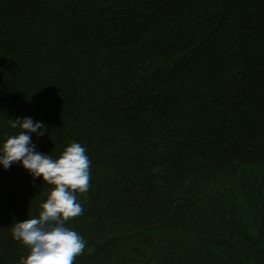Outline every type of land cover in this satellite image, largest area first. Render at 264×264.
<instances>
[{"label": "trees", "instance_id": "16d2710c", "mask_svg": "<svg viewBox=\"0 0 264 264\" xmlns=\"http://www.w3.org/2000/svg\"><path fill=\"white\" fill-rule=\"evenodd\" d=\"M91 161L73 264H264V0H0V141ZM50 187L0 167V264Z\"/></svg>", "mask_w": 264, "mask_h": 264}, {"label": "clouds", "instance_id": "9594fccd", "mask_svg": "<svg viewBox=\"0 0 264 264\" xmlns=\"http://www.w3.org/2000/svg\"><path fill=\"white\" fill-rule=\"evenodd\" d=\"M9 124L19 131L0 141V167L6 170L19 163L33 179L52 186L38 203L37 215L15 222L11 229L12 238L28 249L17 264H73L86 241L66 222L84 211L76 193L89 190L91 161L86 149L72 142L53 158L40 152L32 139L33 134L44 135L42 121L17 117Z\"/></svg>", "mask_w": 264, "mask_h": 264}]
</instances>
